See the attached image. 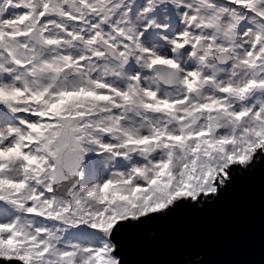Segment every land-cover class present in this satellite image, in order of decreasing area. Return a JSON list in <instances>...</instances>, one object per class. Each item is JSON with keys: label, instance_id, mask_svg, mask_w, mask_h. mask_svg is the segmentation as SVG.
<instances>
[{"label": "snow or ice", "instance_id": "obj_1", "mask_svg": "<svg viewBox=\"0 0 264 264\" xmlns=\"http://www.w3.org/2000/svg\"><path fill=\"white\" fill-rule=\"evenodd\" d=\"M0 264H264V0H0Z\"/></svg>", "mask_w": 264, "mask_h": 264}, {"label": "water", "instance_id": "obj_2", "mask_svg": "<svg viewBox=\"0 0 264 264\" xmlns=\"http://www.w3.org/2000/svg\"><path fill=\"white\" fill-rule=\"evenodd\" d=\"M221 258H224V259L230 258L226 250L223 251ZM252 258L256 259V260H259V253L257 252L256 255L254 257H252Z\"/></svg>", "mask_w": 264, "mask_h": 264}]
</instances>
